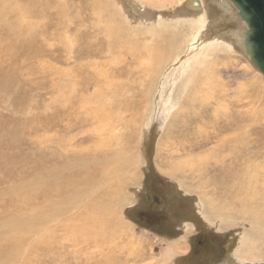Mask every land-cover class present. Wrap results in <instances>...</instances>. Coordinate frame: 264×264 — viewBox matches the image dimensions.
<instances>
[{
  "label": "rangeland",
  "instance_id": "1",
  "mask_svg": "<svg viewBox=\"0 0 264 264\" xmlns=\"http://www.w3.org/2000/svg\"><path fill=\"white\" fill-rule=\"evenodd\" d=\"M152 1L0 0V10L5 9L0 17V225L25 219L34 231L38 225L32 221L41 216L42 222L48 221L50 206L57 204L59 196L70 194L68 178L81 181L90 172L99 176L75 186L69 196L73 211L60 221L75 228L90 225L97 242L72 245L75 237L65 230L69 225L65 231L59 229L57 218L43 230L47 238L39 240V235L18 230L5 243L1 240L4 253L11 257L13 247L21 254L22 264H160L172 247L175 251L166 254L165 264H264V75L245 52L244 41H239V33L246 37L248 28L230 0H203L201 12H195L191 0ZM199 15L207 19L206 28L195 31V44L171 61L172 51L177 50L174 40L180 38L177 34L199 30ZM14 26L17 28L12 30ZM220 37L235 51L228 58L229 68L224 65L227 54L218 57L220 68H228L221 71L224 80L220 84L214 82L211 91L204 80L203 99L193 104L201 103L207 111L197 122L180 102L186 80L178 69L200 47ZM156 42L167 50L158 53ZM150 50L158 56L152 57ZM156 57L159 61H150ZM165 61L163 73L157 66ZM247 66L261 80H236L235 74L240 76ZM241 83L248 85L246 91ZM151 85L155 87L151 89ZM250 85L252 91H248ZM247 91L251 94L248 99L244 96ZM214 93L216 102L211 101ZM145 106L149 109L143 117ZM104 108L113 112L110 115L115 121L105 136V147L95 145L94 134L87 133L85 126L89 118L99 121ZM219 116L228 117L235 126L204 142L205 131L218 127L213 124ZM245 130L252 131L249 140ZM235 136L240 140L219 143ZM60 137L61 143L70 138L72 142L61 145ZM214 149L222 159H213ZM115 151L123 160H112ZM229 151L243 156L233 161ZM107 157L114 162L107 163ZM99 158L102 163L96 160ZM110 176L115 178L105 185L104 178ZM153 176L171 185L161 202L164 206L166 200V210L171 213L166 228L150 227L138 214L148 207ZM196 230L223 240L217 259L197 261L191 243ZM31 242L34 248L29 250ZM115 256L130 259L124 263Z\"/></svg>",
  "mask_w": 264,
  "mask_h": 264
},
{
  "label": "bare ground",
  "instance_id": "2",
  "mask_svg": "<svg viewBox=\"0 0 264 264\" xmlns=\"http://www.w3.org/2000/svg\"><path fill=\"white\" fill-rule=\"evenodd\" d=\"M151 1V0H150ZM154 1V0H153ZM152 1V2H153ZM157 1H160V0H155L154 1V3H156ZM164 1V0H163ZM172 1V0H171ZM177 1V0H176ZM175 1V2H176ZM180 1V0H179ZM185 1V0H184ZM140 2V1H139ZM146 2V1H145ZM159 3V2H158ZM166 3V2H165ZM172 3V2H171ZM226 3V2H225ZM229 3V2H228ZM227 3V4H228ZM151 4V3H150ZM189 4L191 5V7L193 8V9H195V10H197V11H195V12H201V10H203L204 8H203V0H191L190 2H189ZM231 4V3H230ZM156 5H159V4H156ZM156 5H154V6H156ZM160 5H162L163 6V4L161 3ZM161 7V6H160ZM163 8H164V6H163ZM136 9V8H135ZM138 9V8H137ZM4 10L5 9H3V10H0V17H1V14H3V13H5L4 12ZM158 10V9H157ZM206 11V10H205ZM112 15V14H111ZM123 16V15H122ZM199 30H192V31H190V33H188L187 31H184V32H181L180 33V35L179 34H177L178 36H180V38H179V40H174V43L176 44V46H177V50L174 52V50L172 51L174 54H173V56H170L172 59H171V61L172 60H176L177 59V57L179 56V54L181 53H183L184 51H185V49L186 48H189V46H193V44H195V43H193L192 44V41L195 39V37L197 36V34L195 35V31H201V30H204L206 27L205 26H203L205 23H206V21H207V19H205V17L203 16V15H199ZM110 19V18H109ZM125 20V19H124ZM112 22H113V20H112ZM123 23V22H122ZM244 23V22H243ZM208 24V23H207ZM206 24V25H207ZM29 25V24H28ZM125 25V24H124ZM133 26V25H132ZM108 27V26H107ZM122 27V26H121ZM153 27V26H152ZM164 27H166V26H164ZM163 27V28H164ZM205 27V28H204ZM15 28H17L16 26H14L13 28H12V30H14ZM31 28V27H30ZM109 28V27H108ZM167 28V27H166ZM148 29V28H147ZM165 29V28H164ZM126 31H127V29H125ZM181 30V29H180ZM186 30V29H185ZM144 31V30H143ZM166 31V30H165ZM162 32V31H161ZM185 32H187V33H185ZM236 32H238V31H236ZM113 33V32H112ZM130 33V32H129ZM143 33V32H142ZM146 34H147V32H145ZM166 33V32H165ZM200 33V32H199ZM111 34V33H110ZM136 34V33H135ZM156 34V33H155ZM148 35V34H147ZM158 35V34H157ZM162 35V34H161ZM122 36V35H121ZM186 36V38L184 39V37ZM189 36H190V38H189ZM239 36L241 37V39H239V41L241 42V41H244L245 40V38L246 37H242V35L239 33ZM75 37H76V35H75ZM140 37V36H139ZM144 37V36H143ZM155 37V36H154ZM154 37L152 36V38L154 39ZM160 37H162V40H163V38L165 37H163V36H160ZM189 39H188V38ZM233 37H234V35H233ZM137 38V37H136ZM147 38H148V36H147ZM158 38V37H157ZM235 38V37H234ZM156 39V38H155ZM154 39V40H155ZM161 39V38H160ZM214 39V38H213ZM212 39V41H210V42H208L207 44H204V46L203 47H200L201 49H200V51H198V53L197 54H195L193 57H191V58H189V59H187L186 61H185V63H184V65H181L180 66V69H178V70H182L181 72H182V80H186V82H183V84H182V88H181V90H182V92L184 93V91H185V97H184V99L183 100H180V102L183 104V105H185L186 107H187V111H190L189 112V114L190 115H192L191 117H192V119H194V120H196L197 122H200L199 121V117H201V116H205L206 114H205V112L207 111L206 109V111H204V106H202L203 104H193V102H197L199 99L201 100V99H203L202 97V92H204V90H203V88H202V86H203V82H204V80H207V84H204V85H207V87H206V89H208V90H211L212 89V87L214 86V82H216L217 84H220V82H219V80H224L221 76H222V74H221V71H223V70H226L227 71V69L229 68V66H230V61L228 60V58H230L231 57V53L232 52H234L235 50L233 49V46L231 45V44H229L228 43V41L227 40H225V39H223L222 37H220L219 39H217V40H213ZM137 40H138V38H137ZM182 40H184V42L182 43V44H180L181 42H182ZM231 40V39H230ZM229 40V41H230ZM134 41H136V40H134ZM134 41H132L133 43H134ZM148 41V40H147ZM167 41V40H166ZM235 41V40H234ZM151 42V41H150ZM161 41H159V43H160ZM140 43V42H139ZM142 43L144 44V41H142ZM142 43H140L142 46H143V44ZM231 43H233V42H231ZM235 43V42H234ZM155 44V43H154ZM153 43L151 44L150 43V45H154ZM156 44H157V42H156ZM157 46H159L158 48H160V50H159V52L158 53H162L161 51L165 48L166 50H167V47L166 46H164L162 43H161V45H156V47ZM172 46H173V44H172ZM196 46V45H195ZM147 47V46H146ZM150 47H152V46H150ZM157 48V49H158ZM169 48V47H168ZM172 48H174V47H172ZM244 48H245V45H244ZM141 49V48H140ZM156 48H154V50H155ZM170 49H171V47H170ZM169 49V50H170ZM175 49V48H174ZM165 50V51H166ZM199 50V49H198ZM245 50V52L248 54V55H250L249 54V52L246 50V49H244ZM147 51H148V49H147ZM146 51V52H147ZM138 52L140 53V51L138 50ZM145 52V53H146ZM150 52H152L151 50H150ZM157 52V51H156ZM169 52V51H168ZM72 53V50L70 51V54ZM166 53V52H165ZM170 53V52H169ZM168 53V54H169ZM227 54V57H226V61H225V64L224 65H226L228 68L226 69L225 68V66H224V69L222 70V68H220V66H222V63L218 60V57H219V55L220 54ZM142 54H143V50H142ZM147 54V53H146ZM156 54V56H158L157 55V53H155ZM155 54H154V52H152V57H154L155 56ZM171 54V53H170ZM226 54H225V56H226ZM246 54V55H247ZM150 56V57H151ZM164 56V55H163ZM181 56V55H180ZM70 57H71V55H70ZM170 57H168V58H170ZM159 57H156V59H149L150 61H154V60H157ZM167 58V59H168ZM160 59V58H159ZM159 59H158V61H159ZM163 59H165V58H163ZM166 60V59H165ZM247 60H249V59H247ZM168 61V60H167ZM167 61H165V62H161V63H159L158 64V68L159 69H161V71L164 73V71H163V69L162 68H164L165 66L164 65H166V64H168V63H166ZM157 62V61H156ZM175 62V61H174ZM169 63H171V62H169ZM142 66H144V64H142ZM151 67H154V63H153V65H150V71H148L149 73H151V72H153L152 71V69H151ZM167 67V66H166ZM165 67V68H166ZM169 68V67H168ZM159 69H158V71H159ZM259 71V70H258ZM160 72V71H159ZM159 73L158 74V76L160 77L161 76V74H163V73ZM178 72H180V71H178ZM180 72V73H181ZM234 72V71H233ZM260 72V71H259ZM252 74V75H249V74ZM153 74H155V73H153ZM157 74V73H156ZM176 74H178V73H176ZM179 75H181V74H179ZM179 75H177V76H179ZM154 76V75H153ZM167 78H169V74H166L165 75ZM232 76V75H231ZM234 76V75H233ZM235 76L237 77V79L236 80H261V78H260V75H258V74H256V73H254L252 70H250V68L247 66L245 69H243L242 71H241V75L239 76V75H237V74H235ZM156 77V76H155ZM184 77V78H183ZM154 78V77H153ZM155 79V78H154ZM180 79V78H179ZM164 80V79H163ZM173 80V79H172ZM212 80H216V81H212ZM174 82V81H173ZM177 82V81H176ZM222 82V81H221ZM166 83V82H165ZM175 83V82H174ZM190 83H191V87H189L190 86ZM241 84H243V83H241ZM256 84V83H255ZM164 85V84H163ZM161 86V85H160ZM181 86V85H180ZM225 86V85H224ZM253 86V85H252ZM252 86L250 85V89L248 90V91H252ZM257 85H255V87H256ZM155 87V86H154ZM152 85H151V89L152 88H154ZM166 87V86H165ZM169 87V86H168ZM240 87L244 90V91H246L247 90V88H248V85L247 86H245V84H243V85H240ZM163 88V87H162ZM175 88H176V86H175ZM216 88V87H215ZM178 89V88H177ZM155 90V89H154ZM219 90H221V89H219ZM152 91V90H151ZM179 91V90H178ZM206 91V90H205ZM212 91V90H211ZM248 91L247 92H245L244 93V96H245V98H247V97H249L251 94H249L248 93ZM257 91V90H256ZM152 93V92H151ZM182 93V94H183ZM206 94V93H205ZM208 94V93H207ZM216 94L214 93L211 97H213V98H211V101L212 102H216L217 101V99H216V96H215ZM168 97V96H167ZM177 97V96H176ZM173 98V97H172ZM175 98V97H174ZM182 98V97H181ZM225 98V97H224ZM161 99V98H160ZM248 99V98H247ZM220 100V99H219ZM224 100V99H223ZM158 101V100H157ZM175 101H176V99H175ZM231 101V100H230ZM178 102H179V100H178ZM179 102V103H180ZM201 102V101H200ZM223 102V101H222ZM203 103V102H202ZM221 103V102H220ZM219 103V104H220ZM225 103H226V101H225ZM171 104V103H170ZM149 105V104H148ZM212 105V104H211ZM173 106V105H172ZM199 106V107H198ZM206 106V105H205ZM214 106V105H213ZM193 107H197V111L195 112L194 110H193ZM209 107V106H208ZM109 108V107H108ZM184 108V107H183ZM207 108V107H206ZM226 108V107H225ZM94 109V108H93ZM148 109H149V107H147V106H145V113H143V117L145 116L146 117V115H147V111H148ZM177 109V108H176ZM211 109V108H210ZM224 109V108H223ZM213 110V109H212ZM103 112V117L102 118H100V120L98 121V120H96V119H92V118H89V120H88V122H86L85 123V126H86V132L88 133V132H92V134H94V142H95V140H96V143H95V145H102L103 147H105L106 146V143H105V141L106 140H104L105 139V136L107 135V133L109 132V130L110 129H112V128H114L115 126H114V120L112 119V117H111V115H110V113H111V111H108L107 109H103L102 110ZM184 111V110H183ZM183 111H181V112H183ZM233 111V110H232ZM193 112H195V113H193ZM209 112H210V110H209ZM93 113V112H92ZM99 113V112H98ZM98 113L96 114V115H98ZM113 113V112H112ZM111 113V114H112ZM180 113V112H179ZM193 113V114H192ZM214 113L216 114V112L214 111ZM226 113H228L227 111H226ZM208 114V113H207ZM210 114V113H209ZM228 114H231V113H228ZM96 115H94L93 117H95ZM164 115V114H163ZM183 115V113L180 115V116H182ZM187 115V114H186ZM211 115V114H210ZM84 116V115H83ZM134 116H138V115H134ZM189 116V115H188ZM208 116V115H207ZM206 116V117H207ZM231 116V115H230ZM229 116V118H231ZM176 117H178V116H176ZM183 117V116H182ZM242 117V116H241ZM184 118V117H183ZM203 118V117H202ZM205 118V117H204ZM190 119V118H189ZM172 120V119H171ZM191 120V119H190ZM202 120V119H201ZM233 120V119H232ZM236 120V119H235ZM242 120V119H241ZM256 120V119H255ZM189 121V120H188ZM171 123V122H170ZM170 123L167 125V126H169L170 125ZM187 123V122H186ZM189 123V122H188ZM206 123V120L204 119V124ZM237 123V122H236ZM120 125V124H119ZM193 125V124H192ZM214 125H218V127H216V128H214V129H212L213 130V132H207V131H205V135H204V142H207L208 140L210 141V139H212V138H215V137H217V135L219 134V133H221V132H226V131H230V130H232V128L235 126V123H234V121H230V119H228V117H225V119H223V118H221L220 116L219 117H215L214 118V124H213V127H214ZM186 126V125H185ZM170 127V126H169ZM183 127V126H182ZM199 127V126H198ZM84 128V127H83ZM172 128V127H171ZM196 128V127H195ZM206 128V127H205ZM124 128H122V130H123ZM169 129V128H168ZM248 129V128H247ZM251 129V128H250ZM197 131V130H196ZM167 132V131H166ZM252 131H247V130H245V132H244V134L245 133H247L248 134V137H247V139L249 140V136H250V133H251ZM199 133V132H198ZM243 133V132H242ZM244 134H243V136H244ZM246 134V135H247ZM66 135V134H65ZM197 134H195V136H196ZM199 135V134H198ZM202 135V134H201ZM67 136V135H66ZM194 136V135H193ZM192 136V137H193ZM121 137V136H120ZM246 137V136H245ZM118 138V134H116L115 135V137L112 139L113 141L114 140H116ZM196 140H197V138L196 137H194ZM202 138V137H201ZM242 138V137H241ZM71 139L72 138H70V139H68V140H66L64 143H61V137L58 139L59 140V144H66V146H68L72 141H71ZM84 139V138H83ZM189 139V138H188ZM203 139V138H202ZM246 138H244V140H245ZM247 139L245 140L246 142H247ZM187 140V139H186ZM200 140V139H199ZM235 140H240V139H238V138H236V136L232 139V138H228L227 140H218V141H221V142H219V143H222V144H225V143H229L230 141L232 142V141H235ZM243 140V141H244ZM171 141V140H170ZM188 141V140H187ZM226 141V142H225ZM241 141H242V139H241ZM191 142V141H190ZM200 142H202V141H200ZM230 142V143H231ZM239 142V141H238ZM245 142V143H246ZM117 143H119V141L117 142ZM235 143H237V142H235ZM122 144V143H121ZM181 144V143H180ZM239 144V143H238ZM170 145H171V143H170ZM186 145V144H185ZM218 145V144H217ZM227 145H230V144H227ZM233 145V144H232ZM236 145V144H235ZM241 145V144H240ZM248 145V142H247V144H246V146ZM108 147H109V145H107ZM189 146V145H188ZM188 146H186V147H188ZM226 146V145H225ZM234 146V145H233ZM244 146V145H243ZM245 146V147H246ZM197 147V146H196ZM217 147V146H216ZM227 147V146H226ZM230 147H231V145H230ZM238 147H240V146H238ZM184 148V147H183ZM193 148V147H192ZM223 148V147H222ZM250 148V147H249ZM67 149H68V147H67ZM118 149H120V148H118ZM228 149V148H227ZM226 149V150H227ZM233 149V148H232ZM112 150L114 151V149L112 148ZM111 150V151H112ZM117 150V149H116ZM234 150H237L238 151V149L236 148H234ZM244 150V149H243ZM245 150H246V148H245ZM92 151V150H91ZM123 151L124 150H122V153H123ZM214 151V154H211L212 155V157H214L213 159H222V157L223 156H221V155H219L220 154V152L218 151V150H216L215 151V149L213 150ZM239 151H241V150H239ZM119 152H121V151H119ZM128 152V151H127ZM217 152V153H216ZM242 152V151H241ZM112 153H114V152H112ZM167 153V152H166ZM213 153V152H212ZM240 152H238V153H235V151L234 152H231V151H229V154L228 153H226V154H228V158H230L231 160H233V161H237V159H239L240 157L242 158V156H240V154H239ZM127 154V153H126ZM169 154V153H168ZM242 154H244V153H242ZM115 156L114 157H112V160L113 159H117V160H123L122 159V156H121V153H118V151H115V154H114ZM247 155V154H246ZM93 156H94V154H93ZM92 156V157H93ZM95 156H96V154H95ZM123 156H124V154H123ZM244 156H245V154H244ZM249 156V155H248ZM97 157H100V156H98L97 155ZM102 157V156H101ZM126 157V156H125ZM226 157V156H225ZM250 157V156H249ZM94 158V157H93ZM93 158H91V159H93ZM106 158V157H105ZM104 158V159H105ZM89 159V158H88ZM109 158L107 157V160H108ZM130 159V158H129ZM245 159V158H244ZM246 159H247V157H246ZM246 159L244 160V161H246ZM249 159V158H248ZM90 160V159H89ZM93 160H95V159H93ZM96 160H100V158L99 159H96ZM106 160V159H105ZM105 160H103V161H105ZM106 160V161H107ZM102 160H100V162H101ZM105 161V162H106ZM116 161V160H115ZM125 161V160H124ZM224 161V160H223ZM252 161V160H251ZM99 161H98V163H100ZM108 162H111V159H109V161H107V163ZM114 161H112L111 163H113ZM102 163V162H101ZM101 163H100V165H101ZM110 163V164H111ZM131 163V162H130ZM110 164H108V166L110 165ZM117 164V163H116ZM123 165H125V164H123ZM86 166V164L84 163V167ZM88 166V165H87ZM105 166H107V164H105ZM104 166V167H105ZM114 166V165H113ZM117 166V165H116ZM257 166V165H256ZM110 167V166H109ZM118 167V166H117ZM90 168H92V167H90ZM112 168V167H111ZM109 169V168H108ZM120 170V169H119ZM259 170V169H258ZM262 170H263V168H262ZM252 171V170H251ZM98 172V171H97ZM94 173L95 172H90L89 173V175L88 176H86V177H83V178H81V181H80V179L79 178H76V177H73V178H68L67 180V185H66V187L67 188H71V189H69V192L68 193H70L68 196H64V197H60L59 196V198L57 199V206L56 205H53L52 207L50 206V208H49V212H50V219L48 220V221H44V222H42L41 221V217L40 218H37V220L36 221H32V225L34 224V223H37V225L38 226H36V229L34 230V231H32V229H31V225L30 224H28V221L27 220H25V219H21L20 221H18V220H14V221H8V222H4V226L1 224L0 225V234H1V236H0V264H22L21 263V254L19 253V252H16V249H13V247H11V257H9V256H7L5 253H4V249L5 248H3L4 246H2V243H1V240H3V242L5 243V240L7 239H9L10 238V236H11V234L12 235H14L13 233H15V232H17L18 230H21L22 232H25V233H27V234H25V235H29V236H33V235H39L38 236V238H39V240L40 239H43V237L44 238H47L48 237V235H46V233H45V236H43L44 234V232H43V230L44 229H47V223H51V220H57V218H58V223H57V227H59V229H63L64 230V227H67L68 225H69V228H66L65 230L67 231V235H69V236H73V237H75V240H72V245L73 244H75V246L76 245H80V243H84V244H86V243H88L90 240H93V241H95V239H94V237L92 236V230L93 229H91V226L90 225H86V226H83V227H81V228H79V227H77V228H75L74 227V225L72 224V223H67V224H65V226H63V224L62 223H60V221L61 220H64L66 217L65 216H67L68 215V212H70L69 210H71V211H73V209H72V207H73V205L70 203V198H69V196H72L71 195V192H73V190L74 189H76V185L78 184V183H85L86 184V182H87V180H89V179H93L94 178V181H95V177L96 176H98L96 173V175H94ZM264 173V172H263ZM248 174V173H247ZM79 175V174H78ZM100 175H102V172H101V174ZM103 175H105V174H103ZM111 175V174H110ZM124 175V174H123ZM246 175V174H245ZM258 175V174H257ZM113 176V175H112ZM112 176H110V177H107V178H104L105 180V185L106 184H109L110 182H112V179L113 178H115V177H112ZM247 176V175H246ZM245 176V177H246ZM102 177V176H101ZM124 177V176H123ZM122 177V178H123ZM248 177V176H247ZM250 177V176H249ZM263 177H264V175H263ZM46 178V177H45ZM98 178H99V176H98ZM118 178V177H117ZM120 178V177H119ZM79 179V180H78ZM253 179V178H252ZM261 179V178H260ZM75 180H78V181H80V182H76ZM121 180V179H120ZM262 180V179H261ZM44 181H46V179L44 180ZM50 181V180H49ZM48 181V182H49ZM93 181V180H92ZM93 181V182H94ZM103 181V180H102ZM114 181V180H113ZM258 181V180H257ZM256 181V182H257ZM58 182V181H57ZM91 182V181H90ZM92 182V183H93ZM120 183H121V181H119ZM119 182L118 183H116V184H119ZM46 183H47V181H46ZM89 183V182H88ZM53 184H54V182H53ZM95 184H98L99 185V183H96L95 182ZM115 184V185H116ZM114 185V184H113ZM52 186V185H51ZM61 186V185H60ZM91 186V185H90ZM119 186V185H118ZM118 186H116V188H118ZM258 186H259V184H258ZM34 187V186H33ZM54 187V186H53ZM52 187V188H53ZM55 187H57V185L55 186ZM75 187V188H74ZM95 187H98V186H95ZM94 186H92V189L93 188H95ZM100 187H102V186H100ZM109 187H110V185H109ZM115 187V186H114ZM113 187V188H114ZM121 187V186H120ZM119 187V188H120ZM103 188V187H102ZM107 188H108V186H107ZM118 188V189H119ZM89 189V188H88ZM91 189V190H92ZM96 189V188H95ZM101 189V188H100ZM111 189V188H110ZM247 189L248 190H251V188H250V186H248L247 187ZM56 190V189H55ZM106 190V189H105ZM108 190H109V188H108ZM24 191V190H23ZM27 191V190H26ZM46 191V190H45ZM51 191V190H50ZM75 191V190H74ZM111 191V190H110ZM88 192V191H87ZM113 192V191H112ZM46 193V192H45ZM44 193V194H45ZM48 194V193H47ZM52 194V193H51ZM85 194H87L86 192H85ZM106 194V193H105ZM27 195V194H26ZM76 195V194H75ZM89 195H91V194H89ZM88 195V196H89ZM93 195V194H92ZM22 196H23V194H22ZM28 196H31V195H29L28 194ZM88 196H87V198H88ZM107 196L108 197H112V196H109L108 195V193H107ZM117 196V195H116ZM83 197L85 198V195H83ZM107 198V197H106ZM106 198H104V199H106ZM252 198V197H251ZM86 199V198H85ZM108 199V198H107ZM107 199H106V201H107ZM81 200H83V199H81ZM109 200V199H108ZM105 201V202H106ZM60 202V203H59ZM73 202V201H72ZM254 205V204H253ZM56 206V207H55ZM102 206V205H101ZM243 206V204L241 205V207ZM101 208H103V207H101ZM244 208H245V206H244ZM253 208V207H252ZM258 208V207H257ZM237 210V209H236ZM259 210V209H258ZM260 211V210H259ZM49 212H48V214H49ZM46 213V212H45ZM72 213V212H71ZM253 213V212H252ZM255 213V212H254ZM240 214V213H239ZM249 215H247V217L248 216H251V210L249 211V213H248ZM257 215V214H256ZM264 217V216H263ZM73 218V217H72ZM259 218V217H258ZM261 218V217H260ZM255 219V218H254ZM258 220V219H257ZM31 221V220H30ZM67 222V221H66ZM256 222H258V221H256ZM110 223V222H109ZM108 224V223H107ZM258 226V225H257ZM40 228L42 229V232H41V230H40ZM64 230V231H65ZM18 233H20V232H18ZM17 233V234H18ZM5 234H6V236H5ZM47 234H48V232H47ZM51 235V234H50ZM262 235H264V234H262ZM47 236V237H46ZM63 236V235H62ZM252 237V236H251ZM31 238V237H30ZM255 238V237H254ZM13 239H14V237H13ZM70 239V238H69ZM68 239V240H69ZM104 239V238H103ZM257 239V238H256ZM10 240V239H9ZM40 242H42V241H40ZM46 241H44L43 243H45ZM95 242H97V241H95ZM95 242H94V244H95ZM11 243V242H10ZM14 243V242H13ZM13 243H11V244H13ZM40 244V243H39ZM30 245L32 246V242L30 243ZM51 245H52V242H51ZM55 245V244H54ZM53 245V246H54ZM96 245H97V243H96ZM247 245V244H246ZM29 247V250L30 249H33L34 247L32 246V247ZM5 247H7V246H5ZM97 247V246H96ZM48 248H50V247H48ZM52 248V247H51ZM249 248V247H248ZM8 249H9V247H8ZM47 249V248H46ZM240 249V248H239ZM79 250H80V248H79ZM26 251H27V249H26ZM175 250H174V247H172L171 248V250H169V251H167V253H170V252H174ZM242 251H244V250H242ZM242 251H241V254H242ZM16 252V253H15ZM250 252V251H249ZM102 253V252H101ZM166 253V254H167ZM27 254H28V251H27ZM166 254L163 256V259L160 261V264H165L166 263V260H168L169 259V257L167 256L166 257ZM9 255V254H8ZM14 255H15V257L16 258H14ZM132 254H130V256H131ZM111 256H113V255H111ZM128 256H129V254H128ZM134 256V255H133ZM136 256V255H135ZM106 257V256H105ZM24 258V257H23ZM26 258V257H25ZM24 258V261H28L29 262V260H26ZM29 258V257H28ZM107 258V257H106ZM106 258H105V260H106ZM114 259H116L117 258V256H115V257H113ZM119 258L122 260V262H124V263H126L127 262V260L128 259H130L129 257H125V258H121L120 256H118V258H117V260H119ZM135 258V257H134ZM133 258V259H134ZM140 258V257H139ZM240 258V257H239ZM241 258H244V256L243 257H241ZM107 259H109V258H107ZM246 259V258H245ZM104 260V261H105ZM114 262V260L112 259V263ZM24 263V262H23ZM27 263V262H26ZM76 263V262H75ZM25 264V263H24ZM110 264V263H109Z\"/></svg>",
  "mask_w": 264,
  "mask_h": 264
},
{
  "label": "flooded vegetation",
  "instance_id": "3",
  "mask_svg": "<svg viewBox=\"0 0 264 264\" xmlns=\"http://www.w3.org/2000/svg\"><path fill=\"white\" fill-rule=\"evenodd\" d=\"M153 178L155 181L153 180L150 184L151 195L147 198L149 200V204L147 203L148 207L145 210H140L138 214L144 218V221L148 226L156 227L157 229H161L164 227L166 228L170 217L169 214L171 215V213H168L166 210V200L164 201L165 207L161 202L164 198L166 199L164 190H166L167 185H171L164 179L161 181L160 178L159 181H157L154 176ZM164 210H166L167 216L164 215ZM194 236L195 237L192 238L193 240L191 241V243L194 248V253L197 256L198 262H203L205 260V257H213L212 260H215L217 259V256L221 255L223 251V248L220 247L223 244L222 239H217L213 235V233L209 234L200 230H196L194 232Z\"/></svg>",
  "mask_w": 264,
  "mask_h": 264
},
{
  "label": "water",
  "instance_id": "4",
  "mask_svg": "<svg viewBox=\"0 0 264 264\" xmlns=\"http://www.w3.org/2000/svg\"><path fill=\"white\" fill-rule=\"evenodd\" d=\"M248 28L244 40L252 63L264 75V0H230ZM135 9V7H134Z\"/></svg>",
  "mask_w": 264,
  "mask_h": 264
}]
</instances>
